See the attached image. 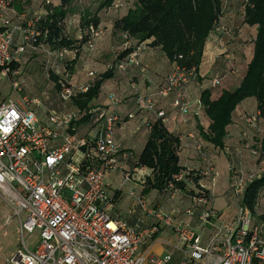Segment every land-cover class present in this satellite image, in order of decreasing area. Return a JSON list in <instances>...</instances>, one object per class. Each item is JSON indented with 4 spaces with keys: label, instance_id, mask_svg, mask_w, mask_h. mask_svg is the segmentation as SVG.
Returning a JSON list of instances; mask_svg holds the SVG:
<instances>
[{
    "label": "built area",
    "instance_id": "built-area-1",
    "mask_svg": "<svg viewBox=\"0 0 264 264\" xmlns=\"http://www.w3.org/2000/svg\"><path fill=\"white\" fill-rule=\"evenodd\" d=\"M13 4L14 0H0V75L10 79L13 89L19 92L20 72L14 66L19 65L27 50L44 51L58 60H63L72 50L34 47L40 17L23 15V23H13L7 15ZM120 5L116 1L110 9ZM217 31L226 30L218 24L213 33ZM17 34L21 43L15 47ZM89 34L91 39L85 50L93 51L101 30L90 27ZM123 38L125 50L132 52L109 69L141 66L139 55L144 44L126 35ZM88 76L93 80L83 86L73 85L66 76L62 77L59 80L61 102H71L88 92L96 77L94 72ZM195 77L196 72L175 67L158 94L161 97L174 94V109L186 114L191 104L183 89ZM219 80L215 79L213 86H218ZM109 99L112 106L119 104L114 94ZM136 103L139 109L154 112L157 119L165 120L164 113L156 111L151 96L139 95ZM33 104L37 105V101L26 97L0 101V188L7 186L13 193L14 213L20 218L22 238L21 247L4 264H173L170 253L151 256L143 252L155 241L162 227H172L175 232L176 241L170 246L180 254L176 264H264V219L260 217L264 210V191L259 194L253 211L242 206L247 187L264 177L261 139L240 145L256 158L249 171H243L233 158L228 198L237 210L229 220L214 208L212 194L202 187L195 195H189L187 207L172 208L169 214L147 207L143 198L138 197L136 205L150 224L139 219L135 226H129L115 213L113 197L108 194L107 176L118 171L122 155L115 140L116 128L121 122L115 108L91 105L85 109L53 111L43 118ZM135 116L129 113L127 118ZM244 121L247 129L258 132L261 121L257 112L245 116ZM195 149L201 151L199 145ZM203 160L206 168L202 175L214 182L218 174L205 156ZM152 173L150 169L134 166L122 174L123 183L137 182L145 187ZM193 175L198 174L184 169L173 177L167 188L169 200L181 192L177 183L186 182ZM180 215L196 217V227L175 225ZM35 231L40 243L35 250H30L24 234Z\"/></svg>",
    "mask_w": 264,
    "mask_h": 264
},
{
    "label": "crops",
    "instance_id": "crops-1",
    "mask_svg": "<svg viewBox=\"0 0 264 264\" xmlns=\"http://www.w3.org/2000/svg\"><path fill=\"white\" fill-rule=\"evenodd\" d=\"M103 1L80 0L76 6V13L68 17L65 22V33L69 36L70 32L74 28H77L78 37L76 39H79L80 34L82 35L79 25L81 12H90L97 17L99 21L98 29L101 30V37L96 41L94 52L81 49V51L76 52L78 54L77 57H72V60H81V70H78L71 80L73 85L83 86L92 81L93 79L88 76L90 72L95 73L96 77L94 80L106 73L109 69L108 66L113 61L120 60L119 57L125 51L123 35L121 32L115 30L114 24L118 19L126 16L129 10L135 8V0H118L125 5L121 9H100ZM45 4L59 6L60 0H17L7 15L13 23L17 24L24 22L23 15H37L44 19L46 16ZM229 11H231L230 8L224 7L223 0V10L219 19V25H231L233 23L232 17L229 16ZM241 21L243 30L253 29V32L256 34L254 27H249L244 23V5ZM219 37L215 32L209 36L205 44L202 63L198 73L195 78L189 80L183 89L191 104L188 113L181 114L174 109V94L168 97H161L158 94V90L163 85L165 79L174 70V64L164 55L160 48L150 45L152 40L143 43L144 49L139 55L141 66L130 67L126 70H114L111 77L102 84L98 97L92 102V105H105L113 107V109L115 108V111L121 118V122L116 128L115 140L122 155L119 157L118 171L107 176V179L110 181L109 183L107 182V185L108 194L114 199L116 198L115 213L125 220L129 226H135L139 219H144L147 225L150 224L149 218L145 217L141 208L136 205L138 197L143 198L147 207L156 208L164 214H169L172 208L187 207L190 203L188 192H195L202 187L212 194L214 208L223 214L226 219L229 220L236 213V204L228 198L231 179L228 157H226L225 152L228 148L238 147L244 134L242 132L246 128L245 116L256 112L257 102L255 98H249L241 102L237 107L233 113L232 123L227 128L224 149L219 150L206 141L202 135L208 131L211 121L201 105L200 97L203 91L208 90L211 93V98L216 100L224 90H234L240 85L252 58L253 43L250 53L251 57L243 73L233 68H227L223 71L221 69V52L216 51L214 48L215 42ZM15 43V47L21 43L19 34L15 37ZM39 52L42 51H28L22 55V58H25L26 54L36 55ZM70 54L65 59L67 58L68 60ZM62 61L49 57L46 54L45 58H43V62H46V65L42 69L47 70L49 74L51 73L62 78L65 72ZM215 79H220L218 86H213ZM111 94H114L119 100L117 106H112V102L109 99ZM139 95L151 96L153 98L156 111L164 113V126L171 134L179 138L180 150L178 154L180 166L184 169L193 170L199 175L196 185L192 181H186V190L179 192L173 200H169L167 194L159 193L157 190L145 193L143 192L144 187L137 182L123 183L122 174L130 171L136 165L150 135L149 125L157 120L154 112L138 108L136 99ZM129 113H135V118L128 119ZM261 123L264 124V122H260L258 132H254L256 135L259 134L261 136L260 139L264 137V128H261ZM195 145L201 147V153L195 149ZM202 155L208 159L218 174L214 182H212L210 177L202 175L206 168ZM111 181L115 185L112 186ZM217 198L227 205L226 209L222 208V206H215ZM224 198L227 203L224 201ZM174 223L175 225L187 224L194 228L196 227V217L180 215L176 217ZM154 240L143 252L151 256H161L165 254L166 249L159 245L160 240H167L166 243L175 242L176 235L172 227H162Z\"/></svg>",
    "mask_w": 264,
    "mask_h": 264
},
{
    "label": "trees",
    "instance_id": "trees-1",
    "mask_svg": "<svg viewBox=\"0 0 264 264\" xmlns=\"http://www.w3.org/2000/svg\"><path fill=\"white\" fill-rule=\"evenodd\" d=\"M17 0H14V2ZM80 0H60L59 6L45 4L46 16L36 24L38 37L33 42L34 47L43 46L52 50L68 49L79 52L85 49L89 42V28L98 29L99 21L90 12H81L80 38L72 39L65 33V22L76 13ZM118 0H104L100 9L110 8ZM135 8L128 11L126 16L118 19L114 28L116 31L133 39L136 43L152 40V47L160 48L164 55L185 72L194 71L196 74L202 63L205 44L213 33L222 15L223 0H135ZM244 23L256 30L253 43L252 58L247 66L245 76L240 85L234 90H224L216 100L205 90L201 93L200 102L211 123L208 131L202 134L204 139L219 150H223L227 128L232 123V117L237 107L246 99L255 98L256 112L261 122H264V0H246L244 4ZM74 50V51H73ZM39 51V50H27ZM125 50L120 60L130 54ZM16 68V66H14ZM115 69L108 71L95 79L93 86L84 94L72 99V105L77 109H85L92 105L98 97L104 81L109 79ZM60 89L56 75L51 74ZM150 135L135 166L152 170V178L146 180L143 192L157 190L167 191L168 184L175 175L184 168L180 166V140L171 134L162 121L149 125ZM261 152L264 154V137L261 139ZM199 175H193L188 181L197 184ZM186 182L177 183V188L185 191ZM264 191V177L250 184L244 194L242 206L251 211L259 194ZM188 195H195L188 192ZM203 196V194H197ZM116 199V198H115ZM115 199L114 203H115ZM264 219V211L261 212ZM155 239V238H154Z\"/></svg>",
    "mask_w": 264,
    "mask_h": 264
},
{
    "label": "rangeland",
    "instance_id": "rangeland-1",
    "mask_svg": "<svg viewBox=\"0 0 264 264\" xmlns=\"http://www.w3.org/2000/svg\"><path fill=\"white\" fill-rule=\"evenodd\" d=\"M245 2L246 0H224V7L230 8L231 10L229 11V16L232 17L233 23L231 25L221 24L226 31H224V33L222 31L216 32L220 37L214 45L215 50L221 52V69L223 71L227 68H233L234 70H239L240 73H243L251 57L252 39L254 38L255 33L253 32V29L243 30L241 20L243 5ZM120 4H122L119 7L120 9L125 6L122 2H120ZM77 37L78 31L77 28H74V30L70 32V38L76 39ZM123 41L125 43L124 39ZM95 46L96 42L94 44V50ZM77 55L78 54L74 51L70 54L68 60L67 58H64L62 61V65L65 69L63 77L66 76L70 82L75 73L78 70H81V60H72V57H77ZM45 56L46 54L44 52H39L36 55L26 54L24 56L25 58H22V61L16 66V69L20 72L18 81L20 82L21 91L19 92H16L13 89L10 79L4 78L0 75V101L9 97L15 98L16 100L21 97H26L29 100L37 101V105L33 104L32 106L37 114L43 118L46 114L53 111L61 112L72 110L74 108L72 102H61L59 98V90L56 87L55 81L51 77V73L49 74L47 70L42 69L46 65V62H43ZM114 63L115 62L113 61L108 67L112 66ZM262 127L264 128L263 123H261V128ZM242 133L246 134V136L243 138L242 135V140L239 142L238 147L232 149L228 148L225 152L226 157H228L229 173L232 163L235 162L233 158H236L240 166H242L241 168L243 171H249L256 160V158L250 154L249 150L243 151L241 146L243 145V142L255 143L261 136L259 134L256 135V133L247 129V127ZM107 182H110L109 179H107ZM111 183L112 186L115 185L112 181ZM9 195L5 193L4 189L0 188V264H4L6 260L11 259L15 255L18 248L21 247L22 241L20 235V218L15 216L14 198ZM224 201L227 203L225 198ZM215 206H222L224 209L227 208V205L219 198L215 201ZM21 218L24 220L25 214ZM7 220H9V222ZM24 238L30 250H35L40 243L37 231L32 234L25 233ZM166 241L167 240H160L159 245L166 249L165 254L170 253L173 255L172 263L176 264L180 259V254L175 252L170 246V244H173L174 242L167 244Z\"/></svg>",
    "mask_w": 264,
    "mask_h": 264
},
{
    "label": "bare ground",
    "instance_id": "bare-ground-1",
    "mask_svg": "<svg viewBox=\"0 0 264 264\" xmlns=\"http://www.w3.org/2000/svg\"><path fill=\"white\" fill-rule=\"evenodd\" d=\"M2 186V185H1ZM3 188H4V190H5V193H7L8 195L10 194V195H13V193L12 192H10V190H9V188L7 187V186H2ZM9 195V196H10ZM12 197V196H11Z\"/></svg>",
    "mask_w": 264,
    "mask_h": 264
}]
</instances>
